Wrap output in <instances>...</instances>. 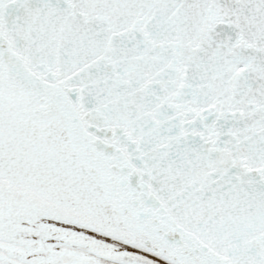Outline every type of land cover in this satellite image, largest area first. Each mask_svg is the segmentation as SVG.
Wrapping results in <instances>:
<instances>
[{
  "label": "snow or ice",
  "instance_id": "6c2138e0",
  "mask_svg": "<svg viewBox=\"0 0 264 264\" xmlns=\"http://www.w3.org/2000/svg\"><path fill=\"white\" fill-rule=\"evenodd\" d=\"M0 264H264V0H0Z\"/></svg>",
  "mask_w": 264,
  "mask_h": 264
}]
</instances>
